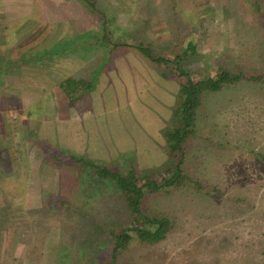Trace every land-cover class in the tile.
I'll use <instances>...</instances> for the list:
<instances>
[{"label": "rangeland", "instance_id": "1", "mask_svg": "<svg viewBox=\"0 0 264 264\" xmlns=\"http://www.w3.org/2000/svg\"><path fill=\"white\" fill-rule=\"evenodd\" d=\"M2 1L0 25L4 28L0 27V33L3 43L7 41V46H3L4 56H7L4 60L10 57L13 48L8 44L11 45L12 33L17 30L22 32L15 35L16 44H27L23 52H31L33 43L48 48L64 38L81 34L96 42L89 31L97 32L99 22L85 9L82 0ZM104 2H108V13L118 18V23H111L114 44L135 47L144 44L151 47L154 57L170 60L181 56L182 70L195 83L203 80L205 93L202 103L193 111V123L181 140L179 150L176 138L167 141L163 137L166 132H162V155L154 145L160 141L159 129L169 125L171 130L184 132L183 121L175 119L179 109V85L164 79L162 89L149 86L144 92L145 105L135 100L129 104L124 101L116 103V113L105 110L103 115L96 116L97 129L88 131V147L98 150L103 145L109 149L120 142L128 147L124 132L132 142L134 160L139 155L137 162L142 163L143 137L149 142L147 165L139 164L137 168L135 164V170H130L135 171L134 180L142 194L137 199L135 194L126 195L114 181H103L102 176L95 177L92 170L78 164L79 173L84 170L91 178L99 197L84 194L89 186L87 182L83 185L78 181V184L66 185L68 189L77 190L73 194L68 195L62 188L61 195L44 197L45 207L52 197L71 207L70 210H54L61 236L59 264H264V0H99L97 6L106 8ZM36 13L38 22L35 23ZM5 27L12 33L4 34ZM24 37L27 39L22 40ZM187 43L194 45L195 54H184ZM108 44L101 40L88 47L89 52L79 49L52 61L31 62L18 68H29L24 72L30 73L35 86L42 83L37 79L43 74L64 75L75 68H87L88 63L96 66L94 68L105 64L107 68H131L128 72H115L123 74V79L128 75L136 78L133 68H149L156 74L167 71L165 64H154L130 49L111 51L113 48ZM39 45L35 46L38 50L42 48ZM99 57L101 59L97 60ZM104 59H107L105 64L100 65ZM123 59H128L129 65ZM177 70L168 71L176 74ZM223 71L251 78L212 90L208 80ZM136 72L139 73V69ZM20 74L15 71L7 76L13 81L21 79L20 84L28 89L26 78L29 76ZM142 75L138 76L139 84ZM256 75L260 76V81L254 79ZM187 78L178 77L180 81ZM18 98L24 99L26 95L21 93ZM155 113L162 117L161 127L157 120L146 121L148 116H157ZM108 117H111L110 123ZM115 119L119 122L121 119L124 128L117 126ZM137 121L142 127L139 130L133 126ZM6 140L3 138V146L10 147L12 158L17 155L14 147L26 144ZM83 160L98 163L105 172H115L112 162L106 165L103 160L90 161L89 157ZM128 160L132 163L130 157ZM1 161L5 166L6 159ZM122 168L116 174L121 173L127 180L129 172ZM78 171L74 176H78ZM69 172L74 174V171ZM130 201L137 202L141 220L129 209ZM90 202L96 211L89 210L86 204ZM14 206L21 208V202H15ZM153 218L164 226V232L156 221L149 224ZM44 219L47 224L54 223ZM8 225L3 240H31L24 235L31 232L32 227L23 210L9 213ZM139 229L149 233L141 241L137 234ZM120 234L124 236L122 239L115 237ZM160 237V241L149 243ZM115 238L116 243L121 242L113 257ZM33 241L29 258L41 259L44 242ZM92 243H95L94 248H91ZM0 251L4 250L0 248ZM83 253V258L92 260L82 261L79 257Z\"/></svg>", "mask_w": 264, "mask_h": 264}, {"label": "crops", "instance_id": "2", "mask_svg": "<svg viewBox=\"0 0 264 264\" xmlns=\"http://www.w3.org/2000/svg\"><path fill=\"white\" fill-rule=\"evenodd\" d=\"M2 6H4V2L0 0V7ZM0 21H2L1 18ZM3 41V35L0 33V218L11 212L23 210L32 229L31 232L24 234L27 239L30 237L31 240L13 241V238L10 241L3 240L1 242L0 248L4 251H0V264H59V254L62 249L61 236L57 229V220H54L56 218L54 210H61L63 207L62 205L50 206L51 204L49 206L46 204L45 207L44 197L46 195H61L62 188L66 189L68 195L73 194L77 190L68 189L66 185L78 184V182H83V185L87 182L89 187L84 189V194L91 198L92 196L99 197L91 178L84 173V170L79 173L78 164L75 163L72 156L82 159L89 157L90 161L102 162L103 160L106 161V165L108 162H112L115 164L113 167L115 172H119L120 167H123L122 171L126 169L129 172L135 168V164L137 168L139 164L147 165V151L150 152L151 148L146 137H143L145 141L142 151L145 154L142 157L144 159L142 163L137 162L140 158L139 155L134 160L133 149L130 148L132 142L123 130V138L127 140L128 147H125L127 144L121 142L117 146L115 144L109 146V149L103 145L98 147V150L95 147H88V131L97 129L96 116L103 115L105 110L111 114L116 113V103L124 101L129 104L135 100L140 105H145L142 96L149 86H154L157 89V87L163 86L164 79L168 83L179 85L180 80L177 77V72L173 74L168 71V68H166V72L161 70L159 74L149 68H133V73L137 75L136 78L133 75H128L123 79V74L116 75L115 72L121 73L122 70L128 72L131 68H107L106 65L102 68H94L96 66L92 65L93 68H83L82 70L75 68L76 70L74 69L73 72L65 71L64 75L56 72L43 74L37 79L42 83L35 86L32 83L33 80H30V73L24 72L29 71V68L15 66L2 68L3 61H8V58L4 60V57L7 56H4L3 53V46H5ZM123 60L124 62L128 61V59ZM120 62L122 61L120 60ZM125 63L128 64L129 61ZM137 69H139V73L136 72ZM15 71L19 76L20 73L29 76L26 78V83L29 82L28 89L20 84L21 79L13 81L14 79L8 78L10 76L7 75ZM141 73L144 81L141 80L139 84L138 76ZM166 73H169V76ZM6 92L11 94L7 95ZM21 93L25 94L26 98L19 100L18 96ZM155 115L157 114L155 113ZM105 116L107 117L106 114ZM111 117H108V123L112 121ZM146 118V121L155 122L157 120L160 122L158 124L160 127L163 125L161 116ZM104 119L106 120V118ZM112 119L114 120V118ZM115 121L117 126L124 128L121 119L120 122L116 119ZM123 122L125 123V121ZM133 126L135 130L142 128L138 121L135 124L133 122ZM163 127L159 129L161 133L159 143H154L161 155L160 145L163 137L168 139L167 141H172L170 134L174 131L170 128L172 126L165 125V128ZM162 132H166L163 137ZM3 138H7L6 142H14L15 139V141L19 140L26 144L15 146L14 151L17 155L12 158L10 147L3 146ZM40 144L48 146L50 151L46 152ZM128 157L132 163L129 162ZM3 159H6L5 166L2 165L1 160ZM69 171H74V174L71 175ZM76 171H78V176H74ZM102 179L108 182L110 178L102 177ZM115 185L117 186V184ZM17 201L21 202V208L14 206ZM98 203V201L95 203L97 207ZM86 205L90 211H96L92 202ZM48 207H52L53 210ZM44 218L49 220L47 222L50 223L51 219L54 223L47 224ZM24 229L29 230L27 226ZM34 239L37 243L44 242L41 259L29 258L30 242H34ZM94 247L95 243H92L91 248ZM80 249L83 250L81 247ZM73 252L76 254L75 248ZM84 254L79 257L82 261L92 260L90 257L83 258Z\"/></svg>", "mask_w": 264, "mask_h": 264}, {"label": "trees", "instance_id": "3", "mask_svg": "<svg viewBox=\"0 0 264 264\" xmlns=\"http://www.w3.org/2000/svg\"><path fill=\"white\" fill-rule=\"evenodd\" d=\"M99 0H82V3L84 4L85 9L89 12V14H91L93 17L96 18L97 22H99V29L97 32L94 31H89L91 32L92 35L95 36V41H89L86 38H84V34L81 35H77V36H70L68 38H64L63 41L61 42H57L56 44H53L51 47L45 48L42 47V45H39L41 43H33L32 45H39L40 48L38 50V48H34L32 49L31 52H23L25 51L23 49V47H25L27 44H23L22 45H17L16 41H14V37H16L15 35L18 32H22V30H17L16 32L12 33V31H10L8 28L5 27V29H3L4 34L9 31V33H12V40L10 42L11 45L8 44V47L11 49L10 51V57L8 59V61H3L2 63V68H12V67H21L22 66H26L31 62H48V61H52L55 58H59V57H63L65 54L67 53H71V52H75L77 50H81V51H85V52H89V48L91 47L94 43H98L101 40H106V42H108L111 48H113V50L111 51H115L117 49H130L135 51L138 54L143 55V57L147 58L150 61H153L154 64H165L167 65L166 68L168 69H172V68H178V77L180 79H183L184 76L188 77L186 81L182 80L179 83V94H178V102H177V107L179 108L176 116L178 119H181L183 121V130L184 132H181L179 129H176L174 131H172V133L170 134V137L176 138L175 143L177 145L176 149L179 150L180 148V144H181V140L185 137L184 135H186L187 133V129L192 125L193 123V111L200 105L202 97L205 93L204 87L202 86V81L200 82H193L192 79L189 77V74L185 73L180 64L181 62V56H174L171 60L168 58H159V57H154L151 52L152 49L150 46H146L144 44L140 45V46H129L127 44H122V45H116L114 44L113 40H112V26L111 23L115 22L118 23V18L116 16H112L108 13V9L109 6L107 5L106 2H104L106 4V8H99L97 6ZM38 13H36L33 17V20H35L38 22L37 17ZM0 23H2V21H0ZM3 27V25H0V27ZM4 28V27H3ZM94 32V33H93ZM90 33H88L89 35ZM89 37V36H88ZM19 39V38H18ZM27 39V37H24L22 40ZM18 41V40H17ZM7 41L5 40V45L7 46ZM194 44V43H193ZM83 48V49H82ZM88 48V49H86ZM196 50L194 45H192L191 43H187V49L185 50V55L187 53L190 54V56L192 55V53L195 54ZM111 55V54H109ZM108 57V56H107ZM101 58L99 57L97 60H100ZM107 59H104V61L100 64L103 65V63L105 64ZM111 63V62H110ZM106 65V64H105ZM101 67V66H100ZM87 68H93L91 63H88V67ZM257 77H255L254 79L257 81H260L261 78L259 75H256ZM247 79V78H251V77H245L243 75L240 76H236V75H230L228 72L223 71L220 72L219 75H217V77L215 79H211L208 80V85L212 90H219L222 86H227L228 84H232V83H236L238 82L240 79ZM42 148L45 149V151H50V148L46 145H42ZM181 152V149H180ZM72 159L75 161V163L80 164V165H85L86 168H89L91 170H93V173L100 177H107L110 178L111 180H113L117 186L123 191V193L127 194H135L136 199L138 197H141V191H140V187L136 186L135 183V172L133 171H129V175L128 178L126 180V178L121 174H116V172H105L103 169L99 168V166L92 164L91 162H84V160L82 158L76 157V156H72ZM179 173V171L177 172V174ZM148 184V183H147ZM136 201H130L129 202V209L134 213V214H138V219L141 220V215L139 210H138V206H137V202ZM52 204L54 206H58V205H62L63 210H70L68 207H66L63 203L61 204L59 202V200L55 197H52L49 199V205ZM157 219H151V221L149 222V224L151 225V223H155ZM158 224L159 222L156 221ZM160 225V230L161 232H164V226ZM8 215L3 216L0 218V245L1 242L4 239V233L6 232L5 230L8 228ZM137 234L139 236V241H141V239H145L147 238V234H149L148 232L144 231V230H137ZM136 234V236H137ZM151 234V233H150ZM115 237H117L118 239H122V237H124L123 235H118ZM121 237V238H120ZM115 238V246H114V250H113V257L116 254L117 248L119 242H121V240L116 243V240H118ZM161 240V237L159 238V240H151L153 242H149V243H154V242H158Z\"/></svg>", "mask_w": 264, "mask_h": 264}]
</instances>
